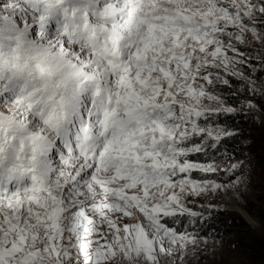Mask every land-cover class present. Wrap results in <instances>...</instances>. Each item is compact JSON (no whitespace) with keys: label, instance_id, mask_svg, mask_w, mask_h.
<instances>
[{"label":"snow or ice","instance_id":"1","mask_svg":"<svg viewBox=\"0 0 264 264\" xmlns=\"http://www.w3.org/2000/svg\"><path fill=\"white\" fill-rule=\"evenodd\" d=\"M258 165L264 0H0V264H220Z\"/></svg>","mask_w":264,"mask_h":264},{"label":"rangeland","instance_id":"2","mask_svg":"<svg viewBox=\"0 0 264 264\" xmlns=\"http://www.w3.org/2000/svg\"><path fill=\"white\" fill-rule=\"evenodd\" d=\"M244 121V120H243ZM259 116H253L252 120L244 121L245 130L252 129L255 140L253 150L257 157L260 154L261 130L259 128ZM227 197L220 201L221 207H227V211L217 213V218L221 223L231 220L227 231L240 233L238 247L233 251L227 244L218 254L220 264H264V173L261 172L259 165L253 174V182L244 201L235 205L240 213L235 209H230L225 204ZM252 217L256 223L249 227L247 221Z\"/></svg>","mask_w":264,"mask_h":264},{"label":"bare ground","instance_id":"3","mask_svg":"<svg viewBox=\"0 0 264 264\" xmlns=\"http://www.w3.org/2000/svg\"><path fill=\"white\" fill-rule=\"evenodd\" d=\"M228 207H229L230 209H232V210L235 209V210H236L237 212H239V213L241 212V211H239V208H237V207L235 208V205L228 204Z\"/></svg>","mask_w":264,"mask_h":264},{"label":"trees","instance_id":"4","mask_svg":"<svg viewBox=\"0 0 264 264\" xmlns=\"http://www.w3.org/2000/svg\"><path fill=\"white\" fill-rule=\"evenodd\" d=\"M244 127L245 126H247L246 124H244V121L243 120H241V121H239ZM219 220V219H218Z\"/></svg>","mask_w":264,"mask_h":264}]
</instances>
